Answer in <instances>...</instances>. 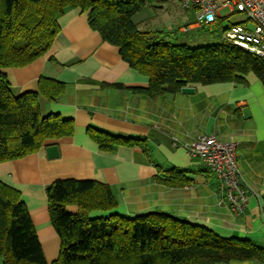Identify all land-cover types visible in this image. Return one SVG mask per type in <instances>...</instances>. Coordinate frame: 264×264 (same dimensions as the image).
I'll return each mask as SVG.
<instances>
[{
    "label": "crops",
    "instance_id": "crops-1",
    "mask_svg": "<svg viewBox=\"0 0 264 264\" xmlns=\"http://www.w3.org/2000/svg\"><path fill=\"white\" fill-rule=\"evenodd\" d=\"M59 24L61 31L45 56L27 67L4 70L15 96L37 92L42 77L65 83L57 102L40 98L41 113L58 114L76 124L72 137L49 141L26 158L0 162V181L22 193L48 264L58 259L61 240L51 223L46 188L67 179L110 186L118 200L115 212L122 216L162 213L206 227L222 238L264 246V84L250 74L247 83L190 84L194 94L151 98L136 91L149 87V77L131 68L117 47L91 29L86 13L69 10ZM90 126L147 139L150 152L125 146L102 151L87 134ZM206 134L238 144V165L250 197L242 215L230 210L216 174L184 147L173 145L174 138L181 146ZM51 145L58 147V158H49L46 148ZM159 166L189 170L191 184L159 183ZM68 210L77 213L76 207Z\"/></svg>",
    "mask_w": 264,
    "mask_h": 264
},
{
    "label": "trees",
    "instance_id": "trees-1",
    "mask_svg": "<svg viewBox=\"0 0 264 264\" xmlns=\"http://www.w3.org/2000/svg\"><path fill=\"white\" fill-rule=\"evenodd\" d=\"M150 0H0V162L38 153L49 141L75 134V121L43 116L39 100L57 102L66 84L42 77L37 92L12 93L5 69L24 68L45 56L69 10L88 15L92 30L118 48L131 68L150 79L139 93L176 95L190 84L247 83L253 74L264 84V59L221 41L199 48L175 44L176 32L143 29L135 16ZM88 136L102 151L121 146L150 152L147 139L112 135L95 126ZM189 170L159 166L158 182L191 184ZM51 223L61 240L53 264H229L264 263V246L226 239L212 230L162 213L135 217L115 212L112 188L97 181L59 180L46 188ZM76 207L77 213L68 208ZM99 213V216H93ZM0 264H48L22 193L0 181Z\"/></svg>",
    "mask_w": 264,
    "mask_h": 264
},
{
    "label": "built area",
    "instance_id": "built-area-1",
    "mask_svg": "<svg viewBox=\"0 0 264 264\" xmlns=\"http://www.w3.org/2000/svg\"><path fill=\"white\" fill-rule=\"evenodd\" d=\"M184 9H195L198 22L210 25L219 18L221 10L229 9L231 14H239L242 21L230 25L222 40L248 53L264 59V0H180ZM228 15L227 17H229ZM175 148L184 147L193 158L201 162L221 182L226 202L237 216L245 213L249 203V186L238 165V144L221 141L215 134L197 137L188 144L181 145L173 139Z\"/></svg>",
    "mask_w": 264,
    "mask_h": 264
},
{
    "label": "rangeland",
    "instance_id": "rangeland-1",
    "mask_svg": "<svg viewBox=\"0 0 264 264\" xmlns=\"http://www.w3.org/2000/svg\"><path fill=\"white\" fill-rule=\"evenodd\" d=\"M225 18L217 19L210 25H201L200 28L190 30L188 24L198 23L197 14L192 9H184L180 0H150V5L135 16V21H149L143 29H163L176 32L175 44L199 48L221 42L222 36L228 26L239 22V14H231L229 9L220 11ZM230 15L229 17H227ZM185 28V32H180ZM232 264H241L233 261Z\"/></svg>",
    "mask_w": 264,
    "mask_h": 264
},
{
    "label": "water",
    "instance_id": "water-1",
    "mask_svg": "<svg viewBox=\"0 0 264 264\" xmlns=\"http://www.w3.org/2000/svg\"><path fill=\"white\" fill-rule=\"evenodd\" d=\"M181 93H183V94H194L195 93V89L190 87V86H187V87H184L182 89ZM46 150L48 152V156H49L50 159L58 158L59 155H60V152H59L58 147L56 145L48 146L46 148Z\"/></svg>",
    "mask_w": 264,
    "mask_h": 264
}]
</instances>
